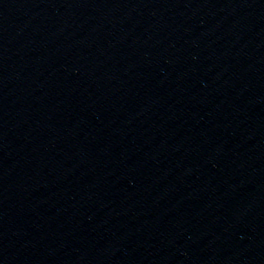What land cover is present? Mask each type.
I'll use <instances>...</instances> for the list:
<instances>
[{"label":"water","instance_id":"1","mask_svg":"<svg viewBox=\"0 0 264 264\" xmlns=\"http://www.w3.org/2000/svg\"><path fill=\"white\" fill-rule=\"evenodd\" d=\"M0 264H264V0H0Z\"/></svg>","mask_w":264,"mask_h":264}]
</instances>
